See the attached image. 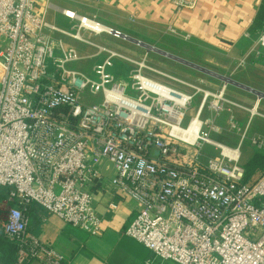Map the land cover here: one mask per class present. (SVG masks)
<instances>
[{"label": "built area", "instance_id": "2783aa9c", "mask_svg": "<svg viewBox=\"0 0 264 264\" xmlns=\"http://www.w3.org/2000/svg\"><path fill=\"white\" fill-rule=\"evenodd\" d=\"M198 2L172 0L176 15ZM63 14L78 22L74 29L50 24L35 0H0V195L11 206L0 226L15 248L13 264H67L30 233L31 203L101 235L90 188L100 185L104 161L115 171V194L139 205L125 234L150 252L144 264H264V173L245 181L240 148L246 132L231 147L211 139L222 131L217 120H202L209 97L219 99L207 106L216 115L239 108L251 122L256 108L205 93L188 118L199 88L147 75L168 78L94 41L120 38L121 32ZM68 39L95 52L68 45ZM255 45L264 55V25ZM119 59L135 66L126 77L114 72ZM81 63L91 71L73 68ZM228 126L243 130L233 115ZM252 143L262 146L264 137ZM206 146L218 154L205 152Z\"/></svg>", "mask_w": 264, "mask_h": 264}, {"label": "crops", "instance_id": "0c3cea01", "mask_svg": "<svg viewBox=\"0 0 264 264\" xmlns=\"http://www.w3.org/2000/svg\"><path fill=\"white\" fill-rule=\"evenodd\" d=\"M35 1L39 11L46 10L47 21L49 18L50 24L60 28L62 26V29L72 30L75 27V20L61 13L69 11L96 19L121 32L120 38L102 35L95 37L94 41L124 57L134 59L123 54L118 49L119 44L143 46L144 49L146 47L147 58L151 56L149 49H154L162 54L158 57L164 60H173L180 66L186 64L193 69L203 71L201 66L193 62L201 57L203 51L225 52L229 56V64L233 67L257 70L264 76V55L258 56L255 49L258 34L251 32L264 0H199L195 9L185 10L180 15H176L172 0ZM50 13L54 15L61 13L58 15L60 24L53 22L49 17ZM67 41L68 45L75 47L70 43L76 41L69 39ZM83 48L80 44L79 50ZM94 52L93 49H86L89 55ZM99 60L93 59L91 63L94 64ZM118 61L123 65L126 63L125 67L120 66L121 64L118 66ZM212 63L215 61H210V64ZM240 63L243 66H240ZM126 66H130L128 62L117 60L115 74L126 77L130 71V69L126 71ZM83 70L91 71L89 65ZM192 74L195 75L196 70H193ZM242 86L259 96L258 109L264 114V91H262L264 85L258 84V90L254 88L255 86ZM239 114L242 113L236 111V116ZM236 144L237 141L234 145ZM98 170L103 178L99 186L90 188V193L93 196L95 211L102 219L101 235L91 236L79 228L66 224L58 217L49 215L37 204L30 207L29 231L39 240L52 245L65 258L67 264H144L150 258V252L125 234L126 228L137 214L139 205L133 199L122 198L115 194L111 185L115 171L110 164L104 161ZM111 204L116 205V208H111ZM158 264L176 263L158 262Z\"/></svg>", "mask_w": 264, "mask_h": 264}, {"label": "rangeland", "instance_id": "374dc122", "mask_svg": "<svg viewBox=\"0 0 264 264\" xmlns=\"http://www.w3.org/2000/svg\"><path fill=\"white\" fill-rule=\"evenodd\" d=\"M63 13V11L61 12ZM60 13V14H61ZM51 14V13H50ZM58 14V15H60ZM58 15H54L53 13L49 16L52 18L53 22H57L56 24H60V19ZM53 16V17H52ZM48 21L51 22V20L48 18ZM75 25H77V21H74ZM62 28V26H61ZM71 29V28H70ZM67 29V30H70ZM67 41V40H66ZM68 43V41H67ZM70 43V42H69ZM124 43V42H121ZM74 45L76 48H80V44L77 42L70 43ZM119 50L123 52V54H126L127 56H132L134 59H137L138 61L142 62L145 61L146 65L153 68L154 70L158 72L164 73L168 78L160 76L154 72L145 71V73L155 79H159L167 83L168 85L175 86L177 88H184L187 90H190L188 88V85L196 86L201 90V94L197 96L191 111L188 114V118H191L194 116L196 109L198 108L200 102H202L204 98L205 93H210L213 95L220 96L223 94V97L226 100L232 101L236 103L237 105H240L243 108L252 110L256 108V111L258 112V115L254 116L251 122L250 120V114L246 110H242L239 108H233V112L230 113L228 111H223L222 113L216 115L214 111L211 112L210 109L207 108V106H210L211 103L219 101V99H215L213 97H209L207 100V106L205 107L204 114L202 115V120L212 118L214 120H217L216 122L218 125L222 128L221 133L213 134L211 136V139L221 142L223 144L229 145L231 147H238L239 143L241 142V136L244 132L246 136L245 139L242 142V146L240 148L241 151V165L243 166L249 159L253 157L255 153H264V145L258 146L253 145V139L258 136L264 137V114L262 111L260 112L258 109V99L259 96L256 93H253L252 91H249L245 89L244 86H255L258 90V84L264 85V76L261 73H258L257 70H243L240 67H233L229 64V56L225 52H211V51H203L202 55L199 59L194 60L193 62L196 63L198 66H201L200 68H203L204 70L199 69H193L189 65H178L175 63V61H167L164 60L161 57V53H157V51L149 49V53H151L149 58L145 55V49L143 46L137 48L133 45L128 44H119ZM82 48V47H81ZM151 48V47H149ZM81 51H86L85 48ZM148 52V51H147ZM157 55V56H156ZM160 63H157V62ZM166 61V62H165ZM210 61H215V63L210 64ZM124 63V62H123ZM161 63H164V65H161ZM125 67L126 63L124 65L118 61L117 65ZM128 65L132 66H126L127 70L130 71L135 69V66L128 63ZM240 66H243L240 63ZM87 67V63H81L74 65V69H85ZM193 70H196V74H192ZM194 75V76H193ZM196 78V79H194ZM227 80H229L227 82ZM230 81L234 82L235 84H232ZM185 83V84H181ZM239 84V85H236ZM264 88V87H262ZM264 91V90H262ZM236 111L241 112L242 114H239V116H236ZM235 116L237 125L241 127V132L237 133L232 131L228 126V121L230 117ZM249 125V126H248ZM248 126V127H247ZM235 141H237V144H235ZM205 152H209L213 155H217L218 152H215L211 147L206 146L204 147ZM4 193V190L3 192ZM11 209L10 203L8 200H6V197L2 194L0 195V220L1 222L7 218V215Z\"/></svg>", "mask_w": 264, "mask_h": 264}, {"label": "trees", "instance_id": "16d2710c", "mask_svg": "<svg viewBox=\"0 0 264 264\" xmlns=\"http://www.w3.org/2000/svg\"><path fill=\"white\" fill-rule=\"evenodd\" d=\"M264 25V3L261 6V9L254 21L251 32L258 34ZM246 171L245 181H249L252 176L257 172L264 173V153H255L251 159H249L243 165ZM32 203L29 205V208L32 207ZM1 224V220H0ZM15 259V248L10 244L6 239L3 238L2 230L0 226V260L2 264H13Z\"/></svg>", "mask_w": 264, "mask_h": 264}, {"label": "bare ground", "instance_id": "6f19581e", "mask_svg": "<svg viewBox=\"0 0 264 264\" xmlns=\"http://www.w3.org/2000/svg\"><path fill=\"white\" fill-rule=\"evenodd\" d=\"M191 129H194V128H193V126H192V128H191Z\"/></svg>", "mask_w": 264, "mask_h": 264}, {"label": "water", "instance_id": "95a60500", "mask_svg": "<svg viewBox=\"0 0 264 264\" xmlns=\"http://www.w3.org/2000/svg\"><path fill=\"white\" fill-rule=\"evenodd\" d=\"M154 50V49H153Z\"/></svg>", "mask_w": 264, "mask_h": 264}]
</instances>
